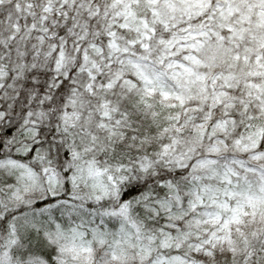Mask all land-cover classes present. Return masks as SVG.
<instances>
[{"label":"snow or ice","instance_id":"obj_1","mask_svg":"<svg viewBox=\"0 0 264 264\" xmlns=\"http://www.w3.org/2000/svg\"><path fill=\"white\" fill-rule=\"evenodd\" d=\"M0 264H264V0H0Z\"/></svg>","mask_w":264,"mask_h":264}]
</instances>
